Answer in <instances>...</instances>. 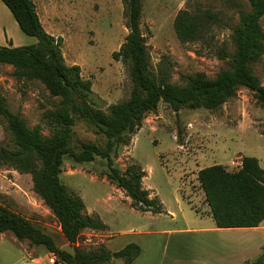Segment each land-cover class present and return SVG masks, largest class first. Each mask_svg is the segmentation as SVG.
Here are the masks:
<instances>
[{
  "label": "rangeland",
  "instance_id": "374dc122",
  "mask_svg": "<svg viewBox=\"0 0 264 264\" xmlns=\"http://www.w3.org/2000/svg\"><path fill=\"white\" fill-rule=\"evenodd\" d=\"M33 2L45 29L63 37L65 62L80 65L83 77L92 81L94 103L109 111L112 104L128 99L132 90L129 67L112 55L128 34L122 0ZM142 3L141 27L151 66L157 71L162 63L171 81L178 84L197 72L214 78L229 65L227 59L219 57V49L234 51L232 30L223 26L213 27L205 41L182 43L174 29L178 11L211 9L236 24L240 12L250 9L247 0ZM3 4L0 0V25L9 41L2 40V46L37 43L36 37L21 30ZM261 24L264 30V17ZM253 70L264 84V54L253 64ZM14 71L12 65L0 64V97L30 127L39 126L49 136L55 125L49 113L57 107L59 97L52 96L38 80L18 79ZM75 119L71 145L76 150L88 142L105 147L102 132L82 118ZM5 127L0 119V147L12 146ZM130 137L128 144L121 142L115 148L114 166L124 171L131 164H139L146 172L143 184L161 201L163 213L154 215L133 208L125 191L110 180L108 162L100 156L80 163L69 155L64 159L61 181L83 198L88 213L98 214L107 225L104 230L85 229L75 245L66 240L57 218L34 191L30 174L0 163V202L32 220L52 235L61 249L70 252L74 246L85 251H117L136 243L142 251L132 264H241L245 258L253 261L261 255L264 248L255 246L251 232L202 231L213 218L206 213L210 207L196 174L214 164L233 170L232 159L241 155L258 157L264 168V103L254 92L241 87L218 108H183L179 113L161 101L157 111L148 113L142 128ZM249 240L252 246H245ZM50 253L45 246L17 239L12 232H0V264H49ZM56 264L64 263L59 260ZM110 264L125 262L118 259Z\"/></svg>",
  "mask_w": 264,
  "mask_h": 264
},
{
  "label": "trees",
  "instance_id": "16d2710c",
  "mask_svg": "<svg viewBox=\"0 0 264 264\" xmlns=\"http://www.w3.org/2000/svg\"><path fill=\"white\" fill-rule=\"evenodd\" d=\"M10 9L21 30L37 38V43L23 46L0 45V64L15 68L18 79L42 82L52 96L59 97L55 110L49 113L54 128L46 136L41 127H30L20 113L11 111L0 97V119L12 138V146L0 147V163L32 176L33 189L57 218L66 240L75 245L85 229L104 230L107 225L98 214L86 210L83 198L65 185L60 174L66 155L77 162L94 161L97 156L108 162L109 178L131 199V206L141 212L161 214V201L144 187L146 172L139 164L123 171L114 166L113 152L119 143L128 144L130 135L143 126L148 113L156 112L161 101L179 113L183 108L215 109L233 98L241 87L254 92L264 103V84L253 70V64L264 54V0H247L250 9L239 14L238 22L225 20L220 12L195 7L180 9L174 29L182 43L202 42L213 27L232 30L234 51L219 49V57L228 60V67L214 78L205 72L190 76L184 84L174 83L165 65L155 71L151 66L146 36L141 27L142 0H122L128 34L113 58L130 70L132 90L128 99L112 104L109 111L91 99L92 81L82 75L81 66L68 65L63 55L62 36L49 33L33 0H2ZM79 117L93 125L106 137L105 147L83 143L76 150L71 141L72 126ZM243 168L229 170L214 164L198 171L211 214L219 228L257 227L264 221V168L255 156H244ZM12 232L19 240L45 246L57 254L64 264H110L122 259L132 264L141 254V247L129 243L117 251L101 248L85 251L61 249L54 237L23 214L0 202V232ZM246 264H264V250Z\"/></svg>",
  "mask_w": 264,
  "mask_h": 264
},
{
  "label": "crops",
  "instance_id": "0c3cea01",
  "mask_svg": "<svg viewBox=\"0 0 264 264\" xmlns=\"http://www.w3.org/2000/svg\"><path fill=\"white\" fill-rule=\"evenodd\" d=\"M3 2V1H2ZM4 3V2H3ZM2 5V4H1ZM4 7H7L5 5V3L3 4ZM3 7V6H2ZM5 9V8H4ZM2 25H0V32L2 33ZM0 33V45L2 40L6 39V42L9 41V36L7 35V37H4L3 33L1 34ZM4 37V38H3ZM3 38V39H2ZM244 156H248V155H241V158H243ZM258 158V157H257ZM259 159V158H258ZM233 160V159H232ZM200 170V169H199ZM198 170V171H199ZM198 171L196 172V174L198 175ZM146 189H148V187L144 186ZM149 190V189H148ZM150 191V190H149ZM151 197H154V194L151 192ZM145 213H150V214H154L150 211L148 212H145ZM206 213L208 214V216L212 217V214H211V209L209 208ZM155 215V214H154ZM209 226L208 227H205V228H202L203 232H212V233H215V232H223V231H241V232H251L254 236H253V239L255 241V246L259 249H263L264 248V221L257 227H240V228H219L217 227L216 225V222L213 218V221L212 222H209ZM246 242V241H245ZM246 244V243H244ZM245 246H252V242L251 240H249L248 244H246ZM247 261H250L248 258H245L243 259L240 263L241 264H244L245 262Z\"/></svg>",
  "mask_w": 264,
  "mask_h": 264
},
{
  "label": "built area",
  "instance_id": "2783aa9c",
  "mask_svg": "<svg viewBox=\"0 0 264 264\" xmlns=\"http://www.w3.org/2000/svg\"><path fill=\"white\" fill-rule=\"evenodd\" d=\"M243 159L239 158V159H234L231 161V166L232 168L235 169H242L243 168ZM47 262L49 264H56L59 262L57 254L51 252L50 255L47 257Z\"/></svg>",
  "mask_w": 264,
  "mask_h": 264
}]
</instances>
